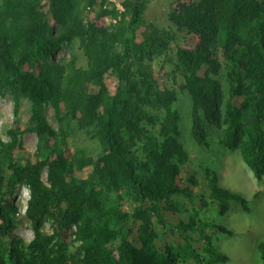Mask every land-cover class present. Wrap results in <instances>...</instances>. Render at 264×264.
<instances>
[{"label":"trees","instance_id":"1","mask_svg":"<svg viewBox=\"0 0 264 264\" xmlns=\"http://www.w3.org/2000/svg\"><path fill=\"white\" fill-rule=\"evenodd\" d=\"M40 1L0 0V97L11 96L15 123L22 103L27 101L30 113L27 131L37 137L32 157L19 144V128L7 132L10 143L0 138V264H220L225 261L226 257L215 249L209 232L233 236L234 231L210 223L207 215L217 211L219 216H225L231 203H239L246 210L245 198L221 187L217 174L209 168L203 169L202 181L192 171V175L186 173V182H181L182 166L189 160L184 159L186 156L179 151L173 136L175 124L165 128V140L159 146L150 132L139 131L132 119L121 118L120 108L127 107L131 93L136 91L129 77V61L149 0L130 4V19L120 25L116 34L119 51L114 46L107 49L102 45L88 70H80L73 78L64 80V93L70 95H65L66 99L52 87L59 78L57 75L51 76L49 71H42L44 68L39 73L25 69L39 57L47 63L64 42L67 47L73 38L74 28L69 29L70 24L61 20L59 10L69 0H50L51 10L57 12H54L56 19L66 23L56 38H49ZM212 3V7L208 1L195 8L190 5L175 18L202 39L195 53H179L191 74L194 135L199 145L207 146L206 123L223 124L219 145L230 152L239 150L244 164L256 181L261 182L264 180V0H213ZM212 35L213 42L209 38ZM208 44L220 50L230 83L228 97L207 70L203 76L198 75L206 64L215 73L221 69L220 61H209ZM109 69L118 78L115 95H105L102 99L98 94L86 96L83 88L80 94L75 90L80 80L100 84L102 74ZM162 102L166 105L168 100ZM48 104L57 115L61 112L60 104H64L73 110L86 108L99 120L104 148L96 161L85 158L82 150H77L73 160L70 159L73 156L69 155L64 136L57 135L49 124ZM100 106L103 110L98 117L96 109ZM249 115L254 116L253 123L246 129L244 120ZM121 122L126 126L122 127ZM132 132L145 140L146 159L139 166L129 155ZM175 153L178 156L172 162ZM78 160L93 167L97 175L101 173V164L113 162L120 170L118 185L125 188V194L135 204L133 211H119L105 202L103 206L93 205V201L90 204L86 193L94 182L93 175L78 178L75 169ZM44 172L47 185L41 180ZM20 186L26 187L29 195L22 216L34 233L28 244L13 235L21 220L20 210L11 198ZM183 201L188 208H181ZM46 224L51 228L50 234L43 232ZM73 228L78 243L75 251L67 243V234ZM169 233L174 236L173 242L166 240ZM256 252L264 264V242L257 243Z\"/></svg>","mask_w":264,"mask_h":264},{"label":"rangeland","instance_id":"2","mask_svg":"<svg viewBox=\"0 0 264 264\" xmlns=\"http://www.w3.org/2000/svg\"><path fill=\"white\" fill-rule=\"evenodd\" d=\"M135 1L69 0L68 4L59 7V10L62 12L61 20L70 24L67 25L69 29L74 28L71 44L66 47L67 43L64 42L47 63L43 57H39L34 63L25 66V69L39 73L44 68L42 71H49L51 76L57 75L59 78L52 87L56 88L59 96L66 99L65 95H70L64 93V80L73 78L80 70H88L94 63L95 55L103 49L102 45L107 49L114 46L116 51L120 50L116 43L118 38L116 34L120 30V25L129 21L131 16L129 6ZM207 1L212 7L213 0H149L142 24L137 31L136 47L133 48L129 61V77L136 91L131 93L127 107L123 105L120 108V114L121 118L132 119V123L138 124L136 127L139 131L150 132L159 146L165 140V128L176 125L173 136L177 140L179 151L186 156L184 159L189 160L187 165L182 166V174L179 176L181 182L185 183L186 173L192 175V171H194L193 175L202 181L203 169L209 168L217 174L221 187L241 194L247 201L246 210L239 203H231L225 216H219L217 211L207 215L210 223L234 231L233 236L214 233L212 230L209 232L215 249L226 257V260L220 264H262L256 252V245L258 242H264V180L256 181L250 169L242 161L239 150L230 152L219 145L223 124L219 126V123H206L207 146L199 145L193 131L195 101L190 87L191 74L183 65L179 53L180 51L195 53L202 45V39L191 33L187 26L175 18L190 5L195 8L205 5ZM51 9L50 0L40 1V10L44 15L49 38H56L62 33L63 24L66 23L59 22L54 15V12L55 14L57 12ZM7 23L5 25H9ZM209 38L212 42L215 41L213 35ZM207 52L210 62L220 61L221 69L215 73L213 68L206 64L207 67H204L198 75L203 76L207 70L213 80L219 81L223 95L228 97L230 83L227 80V69L221 60L220 50L217 46L208 44ZM57 67L61 68L57 69ZM82 88L86 91V93L84 90L82 92L85 95L92 97L100 95L103 99L105 95L116 94L118 78L109 69L102 74L98 85L89 80H80L75 90L80 94ZM167 100L168 103L164 105L162 101ZM222 105L219 103L220 108H223ZM60 108V115H57L54 108L48 104L46 114L54 132L64 136L69 155L73 156L70 159L73 160L77 150H82L85 158L96 161L102 155L104 148L100 141L99 120L91 116L86 108L73 110L64 104H60ZM101 108L100 106L96 109L98 117L102 113ZM172 116H174L173 123ZM252 118L254 116L245 118L246 129L251 128ZM29 121L27 101L22 103L15 123L11 96L0 97V138L10 143L7 132L15 127L19 128L21 130L18 136L19 144L32 157L36 150L37 137L27 131ZM121 125L126 126L125 122H121ZM137 134V132L131 133L129 155L134 164L139 166L145 161L146 155L145 140L139 138ZM177 154L175 153L174 158L170 159L172 162H175ZM83 163L78 160L75 169L78 178L93 175L94 182L86 193L90 204L93 201V205L103 206L105 202L115 206L119 211L129 213L133 211L135 204L132 198L125 194V188L118 185L120 170L113 162L101 164L99 175L94 173L93 167ZM41 180L47 185L46 172L41 175ZM28 199V190L24 186L18 187L11 198L20 210L18 219L21 220L13 235L25 244L34 237L29 221L22 217ZM181 203V208H188L185 201ZM156 227L158 228L157 225ZM72 231L74 228L67 234V243L75 251L78 243L75 242ZM43 232L51 233L49 224L45 225ZM173 238L171 233L166 236V240L170 242H173Z\"/></svg>","mask_w":264,"mask_h":264},{"label":"clouds","instance_id":"3","mask_svg":"<svg viewBox=\"0 0 264 264\" xmlns=\"http://www.w3.org/2000/svg\"><path fill=\"white\" fill-rule=\"evenodd\" d=\"M29 196V195H28ZM27 206V205H26ZM26 209V208H25ZM24 213H25V211H24Z\"/></svg>","mask_w":264,"mask_h":264}]
</instances>
